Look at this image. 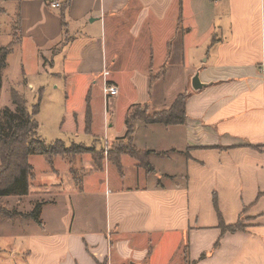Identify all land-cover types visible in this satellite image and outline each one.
<instances>
[{"label": "crops", "instance_id": "obj_1", "mask_svg": "<svg viewBox=\"0 0 264 264\" xmlns=\"http://www.w3.org/2000/svg\"><path fill=\"white\" fill-rule=\"evenodd\" d=\"M58 1L8 6L19 8L18 36L54 57L51 73L88 80L82 112L62 113L74 138L42 139L92 151L29 156V193L0 199L21 213L0 217V264H264V0ZM104 70L120 91L108 112ZM93 88L107 150L94 136ZM21 93L31 109L37 100ZM180 96L184 122L136 119L140 155L112 150L135 106L152 116ZM37 204L39 221L24 215Z\"/></svg>", "mask_w": 264, "mask_h": 264}, {"label": "rangeland", "instance_id": "obj_2", "mask_svg": "<svg viewBox=\"0 0 264 264\" xmlns=\"http://www.w3.org/2000/svg\"><path fill=\"white\" fill-rule=\"evenodd\" d=\"M12 5V9L8 6V0H0V46H11L12 51L8 57L7 67L3 69L2 76H4L5 85L0 91V124L5 123L4 110L5 108L17 111L14 106L10 94L12 87L19 89L27 94L29 99L38 100L40 98L41 111L38 115V121L40 123L39 137H49L51 139L64 138L70 141L74 137L64 133V128H70L69 115H67L66 122H63V112H73L77 110L78 113L82 112L81 106L86 103V97L89 92L86 91V85L88 80L74 75L70 72L63 73L62 76L51 73L49 60L54 57L43 58L41 52H39L33 45L31 40H22L18 36L19 20V8ZM47 59V60H46ZM54 69L60 68V59L55 57ZM72 71L75 66L72 61L67 62ZM27 80H26V79ZM34 84L35 86L43 87L44 90L35 95V93L27 92V85ZM36 87V88H37ZM95 88L92 89V105L96 108V115L94 117V136L101 138L97 140L98 147L103 146L108 142L112 141L110 135H107V131L102 135V119L104 114V106ZM120 93V91H119ZM118 93V95H119ZM117 95V96H118ZM30 104V103H29ZM81 117V115H80ZM80 119V118H79ZM83 136L77 138V141H84L91 145L94 141L91 137H85L86 134L82 132ZM93 136V135H92ZM106 136V137H105ZM91 140V141H87ZM12 264V263H8Z\"/></svg>", "mask_w": 264, "mask_h": 264}, {"label": "trees", "instance_id": "obj_3", "mask_svg": "<svg viewBox=\"0 0 264 264\" xmlns=\"http://www.w3.org/2000/svg\"><path fill=\"white\" fill-rule=\"evenodd\" d=\"M11 51V46H0V91L3 83L2 71L8 66L7 61ZM41 92L42 90L39 91V93ZM10 94L12 95V101L17 111L5 108V123L0 124V160L2 161L0 169V199L9 195L20 196L29 193L31 167L28 164V158L33 153H41L48 156L63 153L78 154L92 151L91 148L86 147L84 144H73L70 147H66L63 140H58L54 143H46L38 136L40 124L36 116L41 109L40 98H38L37 102L32 104L31 109H29L25 96L18 89H12ZM184 102L185 97L180 96L171 109L158 112L152 116H148L146 110L142 107L135 106L126 119L127 131L124 137L126 142H121L117 147H112V150L116 148L120 153L126 152L133 157L139 156L140 152L135 148L133 143L136 119H141L148 123H182L186 119ZM146 164L149 171H152L153 167L149 163ZM73 175L74 179L79 184L80 181L79 178H77L76 170H73ZM41 206L42 204H37L31 213L24 215L39 221ZM18 214L20 215L21 213L0 206V217H13ZM239 227V225L227 226L224 228V231H235L239 229Z\"/></svg>", "mask_w": 264, "mask_h": 264}, {"label": "built area", "instance_id": "obj_4", "mask_svg": "<svg viewBox=\"0 0 264 264\" xmlns=\"http://www.w3.org/2000/svg\"><path fill=\"white\" fill-rule=\"evenodd\" d=\"M50 4L53 8H58L61 6L58 0H51ZM102 77L104 78L102 91L104 93L106 111L108 112L111 100L118 95L119 91L118 88L110 82L108 70H104ZM107 147L108 141L106 142L105 150H107Z\"/></svg>", "mask_w": 264, "mask_h": 264}, {"label": "water", "instance_id": "obj_5", "mask_svg": "<svg viewBox=\"0 0 264 264\" xmlns=\"http://www.w3.org/2000/svg\"><path fill=\"white\" fill-rule=\"evenodd\" d=\"M203 85L199 80V74L196 73V76L193 78L192 88L200 89Z\"/></svg>", "mask_w": 264, "mask_h": 264}]
</instances>
